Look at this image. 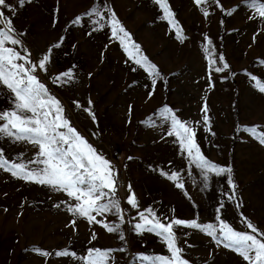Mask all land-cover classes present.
Here are the masks:
<instances>
[{
	"label": "rangeland",
	"instance_id": "rangeland-1",
	"mask_svg": "<svg viewBox=\"0 0 264 264\" xmlns=\"http://www.w3.org/2000/svg\"><path fill=\"white\" fill-rule=\"evenodd\" d=\"M6 2L11 7L0 10L21 41L7 46L21 55L26 49L34 63L49 55L46 70L37 68L40 81L61 102L71 125L110 161L125 240L69 212L76 201L67 193L0 169V264H83L78 257L88 248L122 247L126 250L111 254V264H150L139 261L138 254L170 252L155 233L134 230L141 222L138 214L149 208L162 221L197 219L219 227V216L236 230L251 231L241 222L246 217L264 232V143L259 138L264 131V91L257 84L264 82V19L256 17L245 0H220L219 5L211 0L201 5L167 0L183 39L163 18L156 0H26L22 6L19 0ZM94 8L103 16L102 26L95 23V14L87 15ZM113 12L139 46V54L126 40L134 53L130 56L113 36ZM77 17L79 22L73 23ZM140 55L156 66L157 76L135 63ZM210 60L216 61L212 69ZM224 63L227 69L214 71ZM68 70L70 79L56 80ZM205 103L207 113L202 111ZM10 107L11 95L0 86V110ZM168 109L194 129L202 154L230 167L231 173L209 172L205 186L202 170L190 162L178 138L168 134L173 128ZM252 127L255 134L247 131ZM37 150L27 141L0 135V153L9 162H27ZM173 172L179 174L176 181L162 174ZM133 193L136 207L128 203ZM231 195L234 199L228 198ZM105 217L106 222L119 223L113 213ZM174 231L189 264H248L204 231L183 226ZM63 249L76 256L54 254Z\"/></svg>",
	"mask_w": 264,
	"mask_h": 264
},
{
	"label": "snow or ice",
	"instance_id": "snow-or-ice-1",
	"mask_svg": "<svg viewBox=\"0 0 264 264\" xmlns=\"http://www.w3.org/2000/svg\"><path fill=\"white\" fill-rule=\"evenodd\" d=\"M26 0H19L22 6ZM209 0H195L197 5L208 3ZM212 3L220 4V0H211ZM247 5L253 10L256 17L264 19V0H245ZM156 3L163 10V18L169 19V23L176 31L178 39H183V30L174 19V13L170 10L167 0H156ZM0 6L8 8L6 0H0ZM95 14L99 19L95 23L102 26L103 16L97 9H93L87 15ZM204 15H209L204 10ZM79 17L73 23L79 22ZM111 30L113 36L117 37L125 45V51H129L125 41L131 42L130 34L124 29L120 21L112 13ZM18 33L12 26L11 19L5 16V12L0 10V86L5 87L11 95V107L8 110H0V135L14 139L15 141H27L37 147V152L33 159L27 162H9L3 158L0 153V169H7L13 176L28 182L47 185L57 191L67 193L76 203L68 206V211L74 216H80L91 224H100L109 233H119V239L125 240L120 232V224L124 222L123 211L120 208L119 201L115 199L116 181L115 171L107 159L97 152V150L82 136L75 127L71 125L70 120L65 115V109L61 102L49 93L47 87L42 83L36 74L37 68L46 70V63L49 61V55L46 54L38 63L31 61L30 53L21 55V51L14 47L7 46L20 45ZM211 45V40L208 41ZM59 44L53 45L58 47ZM135 53L139 54V46L131 42ZM206 52L209 49L205 48ZM51 48L49 49V54ZM129 55L134 53L129 51ZM223 61V56L219 57ZM18 61H21L18 63ZM136 64L151 70L154 76L158 75L156 66L151 64L146 56L140 55L135 59ZM215 60H210V69L215 65ZM229 66L224 63L222 67H215L214 71L222 72ZM71 70L65 71L56 77V80L70 79ZM255 80L256 78L253 77ZM155 83V81H154ZM261 91H264V82L257 81ZM91 101H89V104ZM95 119L91 109H85ZM207 113L205 103L202 109ZM167 118L171 120L173 128L169 135H175L181 145L182 150L187 152L190 162L202 170L205 186H207L208 173L213 172L217 175L231 173L230 167L219 166L208 160L201 152L199 145L195 140L194 129L181 122L166 110ZM163 114V113H162ZM208 120L207 115L204 116ZM247 131L255 134L256 127L248 128ZM261 143H264V131L259 136ZM34 165V167H29ZM168 176L170 180L179 179V174L173 172ZM231 185L232 180L229 178ZM183 188L182 183L176 185ZM233 185V189H234ZM227 195V194H226ZM234 199V195L228 196ZM128 203L133 207L137 206L135 194H130ZM239 206V205H237ZM59 207V205H57ZM223 207V204L220 205ZM219 212V209H217ZM106 213L117 215L119 223L106 222ZM147 213V214H146ZM145 212H140L141 222L134 224V230L138 233L145 231L155 233L161 237L166 244L170 255H142L138 254L137 259L141 262H150V264H189V261L183 257V249L177 244L174 227H190L204 231L216 240L218 244H223L226 248L238 252L248 264H264V232H261L246 217L241 221L246 228L251 231H239L233 226L216 217L219 221V227L213 223L202 224L197 219L184 220L179 218H164V222L156 216L151 208ZM100 216L101 219H97ZM75 219L71 221L74 226ZM91 239L95 240V233ZM120 249H100L88 248L86 254L78 257L83 264H111L112 253L115 251H125ZM44 256L51 253L42 252ZM56 256L75 257L76 253L68 249L59 250L54 253Z\"/></svg>",
	"mask_w": 264,
	"mask_h": 264
}]
</instances>
